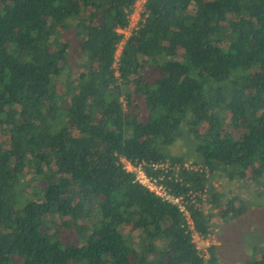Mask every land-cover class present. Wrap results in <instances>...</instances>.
<instances>
[{
    "label": "trees",
    "instance_id": "obj_1",
    "mask_svg": "<svg viewBox=\"0 0 264 264\" xmlns=\"http://www.w3.org/2000/svg\"><path fill=\"white\" fill-rule=\"evenodd\" d=\"M136 1L0 0V264H224L193 231L264 215L212 184L264 197V0H144L116 57Z\"/></svg>",
    "mask_w": 264,
    "mask_h": 264
},
{
    "label": "rangeland",
    "instance_id": "obj_2",
    "mask_svg": "<svg viewBox=\"0 0 264 264\" xmlns=\"http://www.w3.org/2000/svg\"><path fill=\"white\" fill-rule=\"evenodd\" d=\"M143 2L144 0H137L134 4L129 14V27L123 33L125 37L136 28ZM171 152L176 155L188 154L187 165H190L192 157H194V154L190 153L191 151L184 145V142L176 143L172 147ZM122 162L128 170L135 171L137 178L144 182L140 177V170L137 167L132 166L125 160H122ZM212 184L217 190L224 192L226 198L235 195L243 199H252L255 203H262L264 206V197H259L257 186L250 180L234 181L228 180L226 177H215L212 179ZM203 198L204 196H202ZM203 202L205 201L203 200ZM213 222L214 226L211 233L203 237L193 233V241L203 255H206L207 247L216 245L215 252L218 260L224 264H240L243 259L242 256L249 248V245L259 244V241L262 240V233L260 231L264 230V215L259 212V208L257 207L250 208L245 215L230 225L223 223L217 217L213 219ZM235 233L240 234L236 240L232 237Z\"/></svg>",
    "mask_w": 264,
    "mask_h": 264
},
{
    "label": "built area",
    "instance_id": "obj_3",
    "mask_svg": "<svg viewBox=\"0 0 264 264\" xmlns=\"http://www.w3.org/2000/svg\"><path fill=\"white\" fill-rule=\"evenodd\" d=\"M137 2V1H136ZM143 4V3H142ZM128 27H129V24H128V26L126 27V28H123V29H119V32L120 33H124L125 32V30H127L128 29ZM128 37V36H127ZM127 37H125L124 35H123V39H122V41L120 42V44L118 45V48H117V51H116V57L118 56V54H119V52H120V49H121V47H122V44L124 43V40L127 38ZM139 169V168H138ZM140 177L144 180V182H142L140 179H139V181L141 182V183H143V184H145L146 186H148L151 190H153V191H155L156 193H158V194H160L161 196H166V194L164 193V191H163V189L161 188V187H159V186H157L155 183H154V181H152V180H150L149 178H147L146 176H145V174L140 170ZM138 179V178H137ZM175 202H177V203H179L180 204V202H179V200H177V199H175ZM180 209H184L183 207H182V205L180 204ZM184 214H185V216H186V218H187V222H188V224H189V227H190V229L191 230H193V228H192V222H191V220L189 219V215H188V213L186 212V211H184ZM193 233L195 234L196 232H194L193 231ZM197 234V233H196Z\"/></svg>",
    "mask_w": 264,
    "mask_h": 264
}]
</instances>
